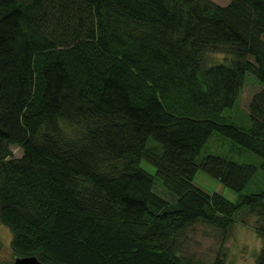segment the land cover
<instances>
[{
	"label": "trees",
	"instance_id": "16d2710c",
	"mask_svg": "<svg viewBox=\"0 0 264 264\" xmlns=\"http://www.w3.org/2000/svg\"><path fill=\"white\" fill-rule=\"evenodd\" d=\"M263 35L264 0H0V222L14 258L207 264L186 251V230L224 233L245 207L264 264V188L232 201L193 181L203 168L241 192L264 170V87L248 127L226 112L247 72L264 85ZM213 131L259 166L197 159Z\"/></svg>",
	"mask_w": 264,
	"mask_h": 264
},
{
	"label": "rangeland",
	"instance_id": "374dc122",
	"mask_svg": "<svg viewBox=\"0 0 264 264\" xmlns=\"http://www.w3.org/2000/svg\"><path fill=\"white\" fill-rule=\"evenodd\" d=\"M219 4H226L229 0H214ZM264 38V35H263ZM212 59H224L223 52L210 53ZM251 58V56H249ZM264 85L255 77L252 72H247L245 82L238 100L234 106L226 108V112L231 119L238 124L248 127L251 124L249 116V104L252 96L260 91ZM151 139L149 145L155 144ZM13 154L20 156L22 149L16 145H11ZM213 153L225 156L241 163H254L259 166L260 156L254 151L244 148L231 138L213 131L209 139L203 146L197 159H201L206 154ZM146 170L154 173L155 166L145 159L140 162ZM193 181L204 190L212 192L218 191L232 201H238L242 193L259 191L264 188V170L259 167L256 174L249 180L244 189L239 192L225 183L221 182L211 173L203 168H198ZM158 191H162L160 185H156ZM257 214L254 210L240 208L234 214V225L223 233V230L207 223H195L186 230L185 249L196 257L206 260L210 264L220 247L226 251L225 264H253L262 246V237L256 230ZM12 232L8 226L0 222V264H13L14 255L11 247Z\"/></svg>",
	"mask_w": 264,
	"mask_h": 264
},
{
	"label": "water",
	"instance_id": "95a60500",
	"mask_svg": "<svg viewBox=\"0 0 264 264\" xmlns=\"http://www.w3.org/2000/svg\"><path fill=\"white\" fill-rule=\"evenodd\" d=\"M13 264H55L43 262L36 255L15 256Z\"/></svg>",
	"mask_w": 264,
	"mask_h": 264
}]
</instances>
